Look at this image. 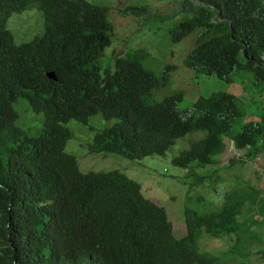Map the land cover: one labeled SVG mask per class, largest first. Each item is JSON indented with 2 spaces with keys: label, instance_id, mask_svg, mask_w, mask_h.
<instances>
[{
  "label": "trees",
  "instance_id": "1",
  "mask_svg": "<svg viewBox=\"0 0 264 264\" xmlns=\"http://www.w3.org/2000/svg\"><path fill=\"white\" fill-rule=\"evenodd\" d=\"M31 3L41 10L42 32L14 42L6 18ZM123 10L142 15L146 8ZM107 12V5L89 0H0V264H230L222 260L234 259L233 249L247 254L238 248L242 233L261 242L249 230L252 220L240 218L244 210L264 209L256 185L243 179L223 190L208 212L183 206L185 231L177 236L165 208L137 181L117 168L82 171L64 150L70 136L65 122L84 123L99 112L115 120L93 131V151L127 158L163 154L176 137L200 131L172 163L188 169L213 164L227 139L244 148L227 158L229 167L264 152V111L240 121L230 91L198 94L184 112L177 107L182 89L150 101V89L167 83L175 66L164 63L155 73L141 63L137 48L114 55L112 69L101 73L97 59L112 31ZM158 17L173 20L172 42L198 29L182 65L227 82L236 70H249L264 89V0H178ZM17 98L42 112L36 133L15 123ZM203 178L196 174L194 182ZM201 231L233 234L235 244L222 254L200 250ZM257 251L264 259V248Z\"/></svg>",
  "mask_w": 264,
  "mask_h": 264
},
{
  "label": "rangeland",
  "instance_id": "2",
  "mask_svg": "<svg viewBox=\"0 0 264 264\" xmlns=\"http://www.w3.org/2000/svg\"><path fill=\"white\" fill-rule=\"evenodd\" d=\"M89 1L107 5V17L112 22L110 41L101 49L102 54H99L97 59L101 73L104 69H112L114 55L137 48L143 51L139 58L141 63L155 73L161 70L164 63L170 62L175 66L169 72L167 83L150 89L146 96L150 101L157 100L176 89H182V98L177 102V107L184 112L198 94L207 95L211 91L225 90L235 96L237 106L242 112L240 121L255 118L264 111V89L254 82L251 71L238 69L232 75V81L227 82L212 74L196 73L182 65V56L191 46L198 29L191 30L179 41L172 42L169 39L168 27L173 20L158 17L171 10L178 0ZM132 4L144 5L145 13L139 15L123 10L125 6ZM5 27L11 32L15 42L39 35L43 29L41 10L34 3L24 9L14 10L6 18ZM13 107L17 112L15 123L27 133H36L41 125L42 112L33 111L23 98H17L13 102ZM114 120L113 117L103 118L99 112L90 115L84 123L73 118L68 119L65 124L69 128L70 136L64 143V150L75 156L78 168L82 171L117 168L137 181L145 196L165 208L175 235H181L185 231L183 206L191 207L200 213L214 210L215 205L221 200L222 191L239 185L243 179L260 188V197L264 200V152L257 154L259 157L253 160L250 158L243 163L234 162L229 167L227 158L240 154L243 149L233 146L230 139H227L225 148L216 155L213 164L203 166L192 164L188 169L172 163L171 157L186 147L190 139L198 137L200 131L176 137L163 154L127 158L114 151L89 150L88 143L91 141L93 131ZM237 127L238 121L232 129L236 130ZM210 172L212 180L207 176ZM199 173L204 174L203 180L194 182V176ZM243 217L248 223L252 220L249 230H252L261 242L258 243L254 238L249 239L242 233L240 239L243 242L238 248L247 251V254L242 256L235 248L232 252L234 259L223 255L222 262L264 264V259L257 251V248H264V209L258 211L254 208L252 212L244 210L240 214V218ZM196 244L200 250L222 254L221 252L228 249V246L235 244V236L233 234L213 236L201 231Z\"/></svg>",
  "mask_w": 264,
  "mask_h": 264
},
{
  "label": "clouds",
  "instance_id": "3",
  "mask_svg": "<svg viewBox=\"0 0 264 264\" xmlns=\"http://www.w3.org/2000/svg\"><path fill=\"white\" fill-rule=\"evenodd\" d=\"M10 33H11V32H10ZM11 35H12V34H11ZM13 41H14V40H13ZM23 41H24V40H23ZM14 42H15V41H14ZM19 42H20V41H19ZM46 71H52V70H46ZM46 71H45V72H46ZM52 72H53V71H52ZM53 74H54V72H53ZM45 75H46V74H45ZM46 76H47V75H46ZM54 76H55V75H54ZM47 77H48V76H47ZM48 78H49V77H48ZM50 79H53V78H50ZM54 79H55V78H54ZM14 101H15V100H14ZM14 101H13V102H14ZM13 102H12V105H13ZM27 104H28V103H27ZM242 149L244 150V148H242ZM242 152H243V151H242ZM242 152H241V153H242ZM236 155H238V154H236ZM255 157H259V156H258V155H255L254 157H252V160H253V158H255Z\"/></svg>",
  "mask_w": 264,
  "mask_h": 264
},
{
  "label": "water",
  "instance_id": "4",
  "mask_svg": "<svg viewBox=\"0 0 264 264\" xmlns=\"http://www.w3.org/2000/svg\"><path fill=\"white\" fill-rule=\"evenodd\" d=\"M45 74L49 77V78H55L54 74L52 71H46Z\"/></svg>",
  "mask_w": 264,
  "mask_h": 264
}]
</instances>
